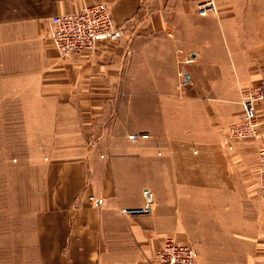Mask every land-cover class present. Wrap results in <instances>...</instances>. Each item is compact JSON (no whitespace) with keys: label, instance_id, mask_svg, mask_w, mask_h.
Returning a JSON list of instances; mask_svg holds the SVG:
<instances>
[{"label":"crops","instance_id":"obj_1","mask_svg":"<svg viewBox=\"0 0 264 264\" xmlns=\"http://www.w3.org/2000/svg\"><path fill=\"white\" fill-rule=\"evenodd\" d=\"M96 1L122 36L58 55L49 18ZM197 1L0 0V76L44 152L28 223L0 220V264H157L166 237L195 264L264 263V100L257 135L228 138L242 94L264 87V0L205 16ZM144 188L153 212L121 213Z\"/></svg>","mask_w":264,"mask_h":264},{"label":"built area","instance_id":"obj_2","mask_svg":"<svg viewBox=\"0 0 264 264\" xmlns=\"http://www.w3.org/2000/svg\"><path fill=\"white\" fill-rule=\"evenodd\" d=\"M196 13L205 16L217 11L215 0H198ZM123 27L117 26L112 18L107 4L96 1L76 12L55 14L48 20L47 34L58 55L66 56L84 50H92L97 41L102 39H118L122 36ZM198 58L196 50H190L184 57L185 62ZM177 86L189 83L191 75L180 71ZM264 100V87L261 85L249 87L241 96L243 109L241 120L228 127V138H250L258 133L257 101ZM139 133L132 136L137 137ZM258 167L264 172V143L257 152ZM144 204L137 207H122L121 213L129 215L151 214L154 200L148 188L142 190ZM157 264H195V251L189 244L166 237L156 252Z\"/></svg>","mask_w":264,"mask_h":264},{"label":"rangeland","instance_id":"obj_3","mask_svg":"<svg viewBox=\"0 0 264 264\" xmlns=\"http://www.w3.org/2000/svg\"><path fill=\"white\" fill-rule=\"evenodd\" d=\"M3 85L6 84L0 76V210L4 208L6 213L0 211V220L7 219L11 230H18L31 217L33 195L43 191L44 152L42 140L25 135L28 129L17 118V89ZM250 264L264 263L251 259Z\"/></svg>","mask_w":264,"mask_h":264}]
</instances>
